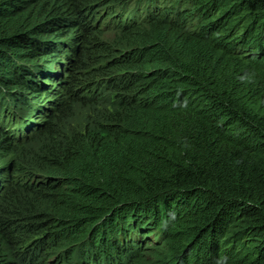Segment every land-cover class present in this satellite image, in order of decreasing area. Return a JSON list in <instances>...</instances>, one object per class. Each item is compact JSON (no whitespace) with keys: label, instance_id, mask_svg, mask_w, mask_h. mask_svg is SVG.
I'll list each match as a JSON object with an SVG mask.
<instances>
[{"label":"trees","instance_id":"1","mask_svg":"<svg viewBox=\"0 0 264 264\" xmlns=\"http://www.w3.org/2000/svg\"><path fill=\"white\" fill-rule=\"evenodd\" d=\"M124 1L64 11L61 0H0V149L32 129H8L25 113L8 103L30 86L54 89L35 83L52 76L37 71L38 61L65 71L68 48L99 32L88 15L113 2L121 16L114 3ZM133 1L140 7L121 26L128 46L117 41L125 52L107 77L117 111L86 139L53 137L56 164L42 179L38 169L19 177V166L0 167L9 176L0 194L12 184L0 213L23 183L27 195L45 190V199L31 194L18 206H30L48 262L264 264V0ZM72 26L78 37L69 36ZM47 91L27 103L39 119L60 102ZM41 205L49 210L35 213ZM13 231L0 217V242Z\"/></svg>","mask_w":264,"mask_h":264},{"label":"rangeland","instance_id":"2","mask_svg":"<svg viewBox=\"0 0 264 264\" xmlns=\"http://www.w3.org/2000/svg\"><path fill=\"white\" fill-rule=\"evenodd\" d=\"M61 1L63 4L61 2L58 7L60 9L63 8L64 11L68 6H85L84 4H86L88 5L87 7H92L93 4L97 5L96 3H98V0ZM109 3L107 7H101L100 12H97L95 15L92 13L88 15L92 17L88 19V22L97 26L100 30L95 29L94 31L99 32L95 35H87L88 39L84 37L79 39V43L80 41L83 42L81 46L76 47L75 45L73 49L68 48V56L65 55L62 58V62L68 65L65 71H60L56 66H50L49 69H47L46 66L51 65L49 63L46 64L48 61H40V63L38 61L37 64H40L42 67H39L37 71H44L43 74L46 77L49 74L52 76L50 80H42V78L37 79L35 83L41 87L44 82L48 84L51 83L54 86L53 91H47V88L34 89L30 86V90L21 93V95H23L22 100H12L8 103L12 105L11 109H22L25 111V113H23L24 116H19L18 118L19 124L9 123L7 126L8 129L17 134V128L21 125H25V123L29 124L32 129L30 130L31 133L29 131L28 134L24 135L20 139L22 141L16 143L13 149H0V167L12 168L19 166V177L22 170L29 172L33 171V169H38L41 171L37 170V174L40 176V179H42L45 176H43V170H48V166L51 167L56 164L57 158L53 155V153L56 152H53V145L51 143L53 137H55L58 142H66L65 140L67 139H72V142L79 141L81 138L86 139L88 137L87 134L98 127L96 126L97 124L102 121H109L113 113L117 111L115 105L118 104V97L113 89V80L107 77L110 73V66L114 65V60L117 62V57L125 52V50H118L121 45H119L117 41L122 40L125 43V48L128 46V41L124 40L123 34H121V26L125 24L126 17L132 11L137 10L140 5L133 0L115 2L114 4H118L121 9H125V13L119 16L118 10L112 7L113 2ZM85 8L86 6L84 9ZM83 23H85V21H83ZM68 31L69 36L78 37L77 30H75L73 26L69 28ZM57 64L59 63L57 62ZM34 70H36V68L31 71ZM50 70L54 72L51 73L49 72ZM104 70L107 71V76L102 72ZM68 73L69 75H67ZM70 73L73 77L72 79L69 78ZM60 76H65L67 80H69L65 87L59 85L60 82L58 80ZM52 79L59 84L51 82ZM60 87L64 89L57 92ZM89 88L93 89L91 96H87L90 95V93H88ZM72 90H75L74 95L70 92ZM46 91L49 92L50 97H56L57 95L55 94L60 93L58 96L60 102L51 110L53 111L52 113L50 112L48 115H38L41 116L39 119L36 113V106H29L27 103L30 101L32 104H37V102L43 100L41 98ZM17 102L20 103L18 104ZM28 110H30V112H28ZM38 121H41V123L46 122V125H37L38 128L35 129V123ZM40 131L42 134L38 135L41 133ZM51 151L53 153H51ZM8 180V175L1 176L0 186L6 185ZM14 181L16 182V178H14ZM40 182H42V180H40ZM23 185V189L17 188L11 195H7L6 198L10 201V206L8 211L0 213L1 221L7 219V224L14 227V231L10 234L11 237L8 239L7 235H5L0 242V258L7 259L8 261L13 260L15 264H65L47 261V259H49L48 255L45 254L47 252L43 249L45 242L41 241V238L34 235L32 232L39 227L34 224L32 218L27 217L31 216L30 206L27 203L19 204L18 206V202L26 200L31 194H37L40 198L45 199L46 195L43 193L45 190L40 192L35 190L36 193L27 195L25 193V188L28 184L23 183ZM11 189L12 184L7 186L5 190H1L0 206L4 203V198ZM15 197H17L16 200ZM29 201L30 200H28V202ZM5 205L6 203L3 205V208ZM47 206L41 205L35 213H39V211L42 213L43 210L48 211L49 209L46 208ZM19 226H21V228H18ZM22 229H27V231L23 232ZM23 235H26L24 240H20ZM150 239L154 240V237L152 236ZM146 246L149 248L155 247L152 244ZM146 246L144 245V248H147ZM70 264H73V260L70 261Z\"/></svg>","mask_w":264,"mask_h":264}]
</instances>
